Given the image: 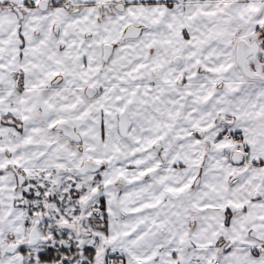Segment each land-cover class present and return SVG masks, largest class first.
Masks as SVG:
<instances>
[{
  "label": "snow or ice",
  "instance_id": "obj_1",
  "mask_svg": "<svg viewBox=\"0 0 264 264\" xmlns=\"http://www.w3.org/2000/svg\"><path fill=\"white\" fill-rule=\"evenodd\" d=\"M0 264H264V0H0Z\"/></svg>",
  "mask_w": 264,
  "mask_h": 264
}]
</instances>
